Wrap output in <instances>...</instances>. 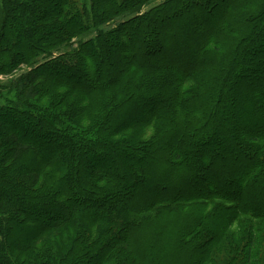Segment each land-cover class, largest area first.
Masks as SVG:
<instances>
[{
    "label": "trees",
    "instance_id": "1",
    "mask_svg": "<svg viewBox=\"0 0 264 264\" xmlns=\"http://www.w3.org/2000/svg\"><path fill=\"white\" fill-rule=\"evenodd\" d=\"M0 264H264V0H0Z\"/></svg>",
    "mask_w": 264,
    "mask_h": 264
}]
</instances>
